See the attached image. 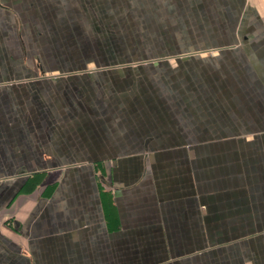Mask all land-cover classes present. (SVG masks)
I'll list each match as a JSON object with an SVG mask.
<instances>
[{
	"label": "crops",
	"instance_id": "0c3cea01",
	"mask_svg": "<svg viewBox=\"0 0 264 264\" xmlns=\"http://www.w3.org/2000/svg\"><path fill=\"white\" fill-rule=\"evenodd\" d=\"M187 1L236 13L155 60L0 66V264H264V0ZM120 5L0 0V47L26 50L25 25L38 38L60 8L89 28ZM65 76L87 94L50 97ZM20 168L62 174L44 196L20 191Z\"/></svg>",
	"mask_w": 264,
	"mask_h": 264
},
{
	"label": "rangeland",
	"instance_id": "374dc122",
	"mask_svg": "<svg viewBox=\"0 0 264 264\" xmlns=\"http://www.w3.org/2000/svg\"><path fill=\"white\" fill-rule=\"evenodd\" d=\"M116 1L121 5L119 8L114 9L115 12L112 13V18H103L101 15L102 9L97 7L95 16L98 17L91 21L89 28L80 19L77 21L76 11L71 7L60 8L59 23L55 20L52 23L40 24L42 31L39 32L41 35L38 38L32 39L31 36L34 35V32H31L25 25L22 33L24 36L22 43L27 49L22 51L17 46L12 45L10 48L12 53L5 54L9 50L7 49L8 46L6 45L5 48L0 47V66L6 67V65H14L16 62L14 68L16 72L13 73L16 76H22L20 68L23 62L26 64L41 62L49 64V68L60 67V70H68L72 69L73 66L86 64L91 65V67L93 64L105 62L120 64V60H126L127 63L132 64L144 62L145 60H155L163 57L159 56L158 53L199 45L203 41L200 40L202 31L215 32L220 22L230 26L229 24L234 19V13H236L231 8L214 7L216 5L214 1V5L212 4L211 7L203 4L204 6L194 8L189 6L187 0H169L171 5V13L169 14H173V16L159 18L155 16L154 12L157 8L153 7L149 2L150 0L146 1L147 5L144 8H136L138 0H114V2ZM202 3V0L198 1V4L202 5ZM108 14L104 12V15L107 16ZM209 42H213V40L210 39ZM97 49L102 52L103 49L114 51L110 56H101L96 53ZM152 63L156 64L155 61ZM168 63L169 60L165 62V64ZM62 72L60 71V74ZM0 74L1 76L10 75L8 71H1ZM52 74L56 75L58 73L48 72V75ZM62 78H60V90L51 88L54 92L50 89V97L52 94L77 95V97L87 94L84 92L88 89L87 78H76L74 80L69 76ZM26 94L21 95V97ZM49 106L53 112L60 111V104H54L52 100ZM65 106L70 111H74L75 104L69 103ZM85 107L88 109V106ZM45 170L17 169L18 174L27 173L20 191L23 193L38 192L41 195L50 196L57 184V181L51 182V176L55 174L60 176L62 173L59 170V172ZM48 180H50V183ZM244 258H247L246 253ZM196 264L202 263L196 262ZM223 264L240 263L238 260L224 259Z\"/></svg>",
	"mask_w": 264,
	"mask_h": 264
}]
</instances>
